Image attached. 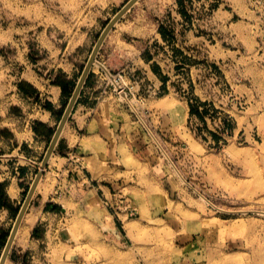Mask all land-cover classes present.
Here are the masks:
<instances>
[{"label": "rangeland", "instance_id": "rangeland-1", "mask_svg": "<svg viewBox=\"0 0 264 264\" xmlns=\"http://www.w3.org/2000/svg\"><path fill=\"white\" fill-rule=\"evenodd\" d=\"M130 1L0 0V25L96 20L81 75ZM220 6L229 18L215 17ZM204 8L206 46L143 53L155 57L158 90L143 70L130 73L138 87L125 90L128 81L106 64L127 120L125 163L94 212L67 221L70 246L52 264H264V0H214ZM93 71L110 81L97 64ZM4 220L0 214V233H10L13 223Z\"/></svg>", "mask_w": 264, "mask_h": 264}, {"label": "crops", "instance_id": "crops-1", "mask_svg": "<svg viewBox=\"0 0 264 264\" xmlns=\"http://www.w3.org/2000/svg\"><path fill=\"white\" fill-rule=\"evenodd\" d=\"M213 1L139 0L108 35L98 57L128 81L121 88L136 89L130 73L143 70L158 90L155 57L146 60L143 53L169 44L184 53L206 46L199 27L204 7ZM214 15L230 17L222 6ZM50 19L33 28L0 25V214L13 226L81 79L80 54L97 29L96 20L85 27L65 24L58 16ZM117 89L94 71L87 78L5 264H52L53 258L60 263L62 248L70 246L67 221L78 212L93 213L108 197V181L122 171L128 147ZM10 233H0V252Z\"/></svg>", "mask_w": 264, "mask_h": 264}, {"label": "water", "instance_id": "water-1", "mask_svg": "<svg viewBox=\"0 0 264 264\" xmlns=\"http://www.w3.org/2000/svg\"><path fill=\"white\" fill-rule=\"evenodd\" d=\"M138 1L139 0H131L130 2H128L124 6V8L111 20V22L108 24V26L106 27V29L103 31L102 35L100 36V38H99V40H98V42H97V44H96V46H95V48L93 50V53H92V55H91V57H90L87 65L85 67V70H84V72H83V74L81 76V79H80V81H79V83H78V85H77V87H76V89L74 91V94H73V96L71 98V101H70V103H69V105H68V107L66 109V112H65V114H64V116H63V118H62V120L60 122V125H59V127L57 129V132H56L55 137H54V139L52 141V144L50 146V149L47 152V155L45 157V160H44V162H43V164H42V166L40 168V171L37 173L36 178H35L32 186H31V188H30V190H29V192L27 194V197H26V199L24 201V204L21 207V210H20V212H19V214H18V216L16 218V221H15V224H14L12 230H11V233H10V236H9V239H8V242H7V244H6L5 248H4V251L2 253V256H1V259H0V264H5V262H6L7 258H8L10 249L12 247V244L14 242V239L16 237V234L18 232V229H19V227L21 225V222H22V220H23V218H24V216L26 214V211L28 209V206H29V204L31 202L32 196H33V194H34V192L36 190V187H37V185H38V183H39V181H40V179H41V177L43 175V172H44L45 168L47 167L48 161H49L51 155L53 154L55 145H56V143H57V141H58V139H59V137H60V135H61L64 127H65V125L67 124V122L69 120V117H70V115L72 113V110H73V108L75 106V103H76V101H77V99H78V97L80 95V92H81L82 88L84 87V85L86 83V80H87V78H88V76H89V74L91 72V69H92V67L94 65L95 59H96V57H97V55L99 53V50H100L102 44L104 43L106 37L108 36V34L110 33V31L113 29V27L115 26V24Z\"/></svg>", "mask_w": 264, "mask_h": 264}, {"label": "built area", "instance_id": "built-area-1", "mask_svg": "<svg viewBox=\"0 0 264 264\" xmlns=\"http://www.w3.org/2000/svg\"><path fill=\"white\" fill-rule=\"evenodd\" d=\"M95 62L96 63L94 65L97 64V67H99L100 72H101L100 73L101 74V77L103 78V76H104L106 78H109L110 81H113L114 80L113 79V75H112L110 69H108V67L106 66V62H104L103 60H96ZM116 81H117V79H116Z\"/></svg>", "mask_w": 264, "mask_h": 264}, {"label": "trees", "instance_id": "trees-1", "mask_svg": "<svg viewBox=\"0 0 264 264\" xmlns=\"http://www.w3.org/2000/svg\"><path fill=\"white\" fill-rule=\"evenodd\" d=\"M2 197H3V191H2V189L0 188V203H1V199H2Z\"/></svg>", "mask_w": 264, "mask_h": 264}, {"label": "bare ground", "instance_id": "bare-ground-1", "mask_svg": "<svg viewBox=\"0 0 264 264\" xmlns=\"http://www.w3.org/2000/svg\"><path fill=\"white\" fill-rule=\"evenodd\" d=\"M126 96V95H125Z\"/></svg>", "mask_w": 264, "mask_h": 264}]
</instances>
